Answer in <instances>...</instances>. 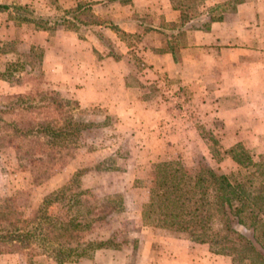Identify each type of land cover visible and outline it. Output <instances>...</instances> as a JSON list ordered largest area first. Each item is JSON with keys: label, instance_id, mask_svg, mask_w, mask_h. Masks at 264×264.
Here are the masks:
<instances>
[{"label": "rangeland", "instance_id": "374dc122", "mask_svg": "<svg viewBox=\"0 0 264 264\" xmlns=\"http://www.w3.org/2000/svg\"><path fill=\"white\" fill-rule=\"evenodd\" d=\"M218 1L213 15L226 8L225 0ZM16 7L9 4L8 9L14 15H8L6 20L3 15L0 22V49H4L0 52V72L6 78L0 76V137L6 134L9 138L31 116L18 98H33L34 103L38 93L55 91L42 70L38 73V69L30 71L27 65L20 66L24 62L21 53L27 51L28 45V30L24 26L28 23L20 19L37 16ZM11 17L16 22L6 24ZM38 74L41 77L34 81ZM160 78L142 91L139 89V94L134 92L151 96L147 104L152 108L144 110L148 118L107 116L105 106L78 107L74 100L63 96L68 104L61 110L56 126H64L71 134L57 142L61 150L56 160H44L36 166L34 161L28 163L24 149L30 136L24 145L19 143L24 148L17 152L20 161L14 144L0 142L3 145L0 146V205L10 199L18 214L15 216L18 228L30 235L27 248L0 255V264H55L54 260L62 257L56 252L60 247L63 253L68 248L77 253L62 264H169L168 260L175 258L184 264L187 247L194 245H197L196 264H236L230 257L209 251L211 255H205L207 245L202 248L183 237L175 238L168 232L142 226L140 210L152 185L153 164L178 161L191 174L202 167L226 175L237 173L236 165L225 155L227 149H222L219 134L206 126L203 108L192 100L189 90L178 87L164 75ZM133 84L134 90H138L137 83L133 81ZM175 94L182 99L181 113L177 111L178 104L172 101ZM42 109L45 113L42 118L52 116L50 111L47 114V108ZM37 140L42 138L37 136ZM243 147L254 157L264 154L253 142ZM26 162L30 169L34 166L31 173L19 168V164ZM53 193L57 195L53 197ZM45 196H51L52 201L40 211ZM116 196L120 199L121 212L108 213L107 207L104 216L100 211L102 200ZM106 239H111L117 249L92 250L85 246ZM173 240L188 242L173 248L168 242ZM75 241H79V247Z\"/></svg>", "mask_w": 264, "mask_h": 264}, {"label": "crops", "instance_id": "0c3cea01", "mask_svg": "<svg viewBox=\"0 0 264 264\" xmlns=\"http://www.w3.org/2000/svg\"><path fill=\"white\" fill-rule=\"evenodd\" d=\"M79 2L92 3L96 26L73 23L74 28L58 26L49 34L24 25L27 48L43 49L41 70L52 89L78 107L105 106L107 116L148 118L144 110L152 108L147 104L151 96L134 92L164 75L187 88L200 104L206 126L219 134L222 149L253 142L264 151V0H246L234 11H221V20L207 31H186L176 45V61L162 50L164 26L177 25L180 17L170 0H0V5L60 18ZM218 5V0H202L198 11L205 19ZM10 10L0 12V22L3 15L5 20L14 15ZM14 22L11 17L6 24ZM172 101L181 113L179 94ZM168 242L175 248L188 241ZM196 246L187 247L186 264H196ZM204 254L211 255L207 249ZM168 261L183 264L176 258Z\"/></svg>", "mask_w": 264, "mask_h": 264}, {"label": "trees", "instance_id": "16d2710c", "mask_svg": "<svg viewBox=\"0 0 264 264\" xmlns=\"http://www.w3.org/2000/svg\"><path fill=\"white\" fill-rule=\"evenodd\" d=\"M170 1L173 9L179 11L180 17L177 25L164 26L165 46L162 50L171 53L176 61V45L185 32L207 31L212 22L221 20V15H208L203 19L198 11V2L201 3L202 0ZM245 1L225 0L223 6L226 7L225 10L234 11L236 6ZM91 6L92 3L79 2L60 18L36 17L20 20L22 23L32 24L35 30L49 34L58 26L67 29L74 28L75 24L83 27L96 26L98 21L92 18ZM22 9L24 8L16 7V10ZM5 11H8V6L0 5V12ZM176 27L178 30L174 33ZM3 50L0 49V52ZM21 54L24 62L20 66L27 65L30 71L38 69V73L41 72L42 48L30 46ZM0 76L6 79L3 72H0ZM40 77L41 74L34 76V81ZM56 92L42 91L37 94L34 103L33 98H18L23 101L22 107L29 110L31 116L22 121L20 129L13 130L14 135L10 138L6 134L0 137V142H8L12 146L14 144L18 161L21 158L17 152L20 149L23 151L24 148L21 147L27 137L30 136L24 149V158H29L28 163L34 161L36 166L44 160H56L61 150L56 145L57 142L71 134L64 126H56L61 110L68 104V100L63 99V96L59 97ZM42 108H47V114L50 111L52 116L42 118L45 115ZM37 136L42 141L38 142ZM224 152L236 165V174L226 175L210 167H202L191 174L178 161L153 164L152 185L140 210L142 226L168 232L175 238L183 237L195 244L207 245L211 254L230 257L236 264H264V154L254 157L239 143ZM26 164L27 162L19 164V168L31 173L34 166L31 170ZM56 195L52 194L53 197ZM51 201V196H45L40 211ZM10 203V199H6L0 205V255L24 250L28 247L30 237L29 232L23 233L18 228L19 221L15 218L18 214ZM110 203H113L112 206ZM107 207L108 213L121 212L119 197H106L102 200L100 211L104 216L107 214ZM75 243L80 246L79 241ZM85 246L92 250L117 249L111 239L87 243ZM60 250L61 247L56 252L62 257L55 259V264L67 262L70 256L77 254L70 248L64 253Z\"/></svg>", "mask_w": 264, "mask_h": 264}]
</instances>
